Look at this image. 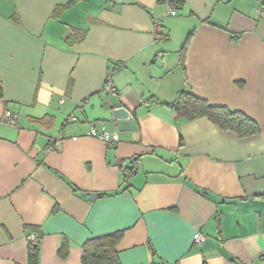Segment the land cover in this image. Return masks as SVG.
<instances>
[{
  "label": "crops",
  "instance_id": "crops-1",
  "mask_svg": "<svg viewBox=\"0 0 264 264\" xmlns=\"http://www.w3.org/2000/svg\"><path fill=\"white\" fill-rule=\"evenodd\" d=\"M179 90L257 132L176 121ZM116 231L120 264H263L264 0H0V264Z\"/></svg>",
  "mask_w": 264,
  "mask_h": 264
},
{
  "label": "trees",
  "instance_id": "trees-1",
  "mask_svg": "<svg viewBox=\"0 0 264 264\" xmlns=\"http://www.w3.org/2000/svg\"><path fill=\"white\" fill-rule=\"evenodd\" d=\"M190 35L180 49L179 62L181 66L183 65V52ZM165 105L170 109L176 121H190L199 117H207L221 129L231 130L241 137L256 133L258 130L257 124L244 113L225 106L209 105L206 100L195 96L188 90H179L175 99ZM121 237L122 231H116L88 239L82 245L80 264H120L116 246ZM38 248V241L29 240L27 264H39ZM58 253L61 257L66 255L65 243L59 248Z\"/></svg>",
  "mask_w": 264,
  "mask_h": 264
},
{
  "label": "built area",
  "instance_id": "built-area-1",
  "mask_svg": "<svg viewBox=\"0 0 264 264\" xmlns=\"http://www.w3.org/2000/svg\"><path fill=\"white\" fill-rule=\"evenodd\" d=\"M159 1L163 2L166 5L168 13L172 10V1L171 0H159ZM155 34H156L157 39H159L161 37V32H160L158 21L155 22ZM105 88H108V89L114 91V88L112 86V76H108L106 78ZM5 116L7 118L6 123L15 124V118H16L15 115L11 114L10 112H6ZM87 135L97 137V138L101 139L102 141H104L106 144H110L111 142H113L114 140L117 139L115 134H111L105 130L98 132L93 127H90L89 131L87 132ZM51 149H53L52 144H50L47 147V150H51ZM28 239L32 242H37L38 236L35 234H32V235L28 236ZM193 239H194L195 243H200L202 240L201 233H199V232L195 233L193 235ZM263 264H264V259H263Z\"/></svg>",
  "mask_w": 264,
  "mask_h": 264
},
{
  "label": "water",
  "instance_id": "water-1",
  "mask_svg": "<svg viewBox=\"0 0 264 264\" xmlns=\"http://www.w3.org/2000/svg\"><path fill=\"white\" fill-rule=\"evenodd\" d=\"M88 195H89L90 197H93V194L91 195V193H88Z\"/></svg>",
  "mask_w": 264,
  "mask_h": 264
}]
</instances>
